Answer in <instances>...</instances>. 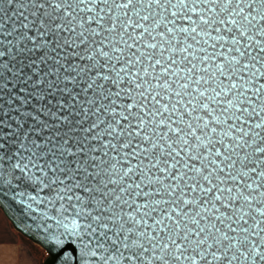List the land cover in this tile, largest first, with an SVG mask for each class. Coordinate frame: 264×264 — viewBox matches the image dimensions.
Listing matches in <instances>:
<instances>
[{
	"label": "snow or ice",
	"instance_id": "obj_1",
	"mask_svg": "<svg viewBox=\"0 0 264 264\" xmlns=\"http://www.w3.org/2000/svg\"><path fill=\"white\" fill-rule=\"evenodd\" d=\"M0 19V57L44 50L70 98L54 124L0 131V192L44 264H264V0H6ZM50 34L87 63L65 67Z\"/></svg>",
	"mask_w": 264,
	"mask_h": 264
},
{
	"label": "water",
	"instance_id": "obj_2",
	"mask_svg": "<svg viewBox=\"0 0 264 264\" xmlns=\"http://www.w3.org/2000/svg\"><path fill=\"white\" fill-rule=\"evenodd\" d=\"M5 2L6 0H0V5H3ZM13 11V6L9 5L7 8V14L10 16ZM22 20L23 17H20L19 19L11 17L5 24V28L10 29L12 23L19 24ZM0 22H3V20L0 19ZM30 34L35 35L34 32H31ZM66 35L68 34L61 33V36ZM0 39L10 40L12 37H0ZM45 40L51 41L48 49L49 54L62 59L65 63V67H68L70 64L76 65L87 63L86 60L80 61L75 57H67V52L75 51V49L67 46L63 49H56V52H51V49L55 46V39L51 34L48 37H45ZM28 49H31V51ZM0 50H4L2 45H0ZM43 52L44 50L34 49L29 43L24 52H19L17 49L13 48L12 55L15 56V59H12L10 56L0 57V63L6 61L8 68L11 69V71L8 69H0V83L6 85L5 88H0V121H3L5 125L0 128V131L9 132L11 129L17 128V119L24 124V128H40L41 125L39 123L21 115V113L25 111L32 112L34 115L39 116L41 120L46 121L49 124H54L56 121L45 116L44 111H57V100H63L66 103L69 102L70 98L66 94H61L59 91L60 87L63 86L60 75L53 74L49 71L52 67V61L40 60ZM33 61H35V63H33ZM56 67L59 68V65H56ZM33 69H35V71H33ZM61 71H63V69H61ZM72 74L74 75V73ZM91 74L92 73L89 72V75ZM29 76H31L32 79L26 80V77ZM36 79H41L44 83L40 86L34 87L33 81ZM48 81L58 82L53 85V88H55L56 91L44 86ZM77 83L79 84V87H77V85H69L76 94L77 99L83 100L87 95L94 94L91 90H89L87 94H81L80 89L84 87L85 83L83 77L78 78ZM21 89H25L26 91H21ZM37 94H43L45 98L43 100L38 99ZM16 97H23L27 103L21 104L20 100L16 99ZM9 100L11 103H9ZM71 103L75 106L76 102L72 101ZM59 114L64 115L66 112L61 109ZM71 118L72 117H70V119ZM8 125H10L11 128H9ZM55 131L64 133L67 129L61 127L59 129L44 130L40 136H36L35 138L39 141L45 135L52 136ZM77 131H79V129H77ZM13 139H15L14 135L0 139V143L5 144L6 151L10 152L13 150L14 146L11 144V140ZM55 142H60V138L56 137ZM0 209L17 233L44 251L45 256L40 262V264H44V261L48 259L49 254L47 248L43 244L42 237L37 233L35 223L31 218L29 210L23 204L16 201L11 192L7 191L0 192Z\"/></svg>",
	"mask_w": 264,
	"mask_h": 264
},
{
	"label": "crops",
	"instance_id": "obj_3",
	"mask_svg": "<svg viewBox=\"0 0 264 264\" xmlns=\"http://www.w3.org/2000/svg\"><path fill=\"white\" fill-rule=\"evenodd\" d=\"M39 258L38 247L17 233L0 209V264H39Z\"/></svg>",
	"mask_w": 264,
	"mask_h": 264
},
{
	"label": "rangeland",
	"instance_id": "obj_4",
	"mask_svg": "<svg viewBox=\"0 0 264 264\" xmlns=\"http://www.w3.org/2000/svg\"><path fill=\"white\" fill-rule=\"evenodd\" d=\"M37 246V245H36ZM38 247V246H37ZM38 252H39V256H40V258H39V264H40V261L44 258V256H45V253H44V251L41 249V248H39L38 247Z\"/></svg>",
	"mask_w": 264,
	"mask_h": 264
}]
</instances>
